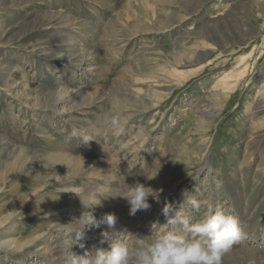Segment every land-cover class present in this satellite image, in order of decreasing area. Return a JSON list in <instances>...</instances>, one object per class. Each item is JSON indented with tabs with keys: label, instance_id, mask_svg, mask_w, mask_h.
<instances>
[{
	"label": "rangeland",
	"instance_id": "1",
	"mask_svg": "<svg viewBox=\"0 0 264 264\" xmlns=\"http://www.w3.org/2000/svg\"><path fill=\"white\" fill-rule=\"evenodd\" d=\"M138 184L162 192L133 217ZM192 200L244 227L223 264H264V0H0V264L155 238ZM89 212L116 227L70 250Z\"/></svg>",
	"mask_w": 264,
	"mask_h": 264
},
{
	"label": "clouds",
	"instance_id": "2",
	"mask_svg": "<svg viewBox=\"0 0 264 264\" xmlns=\"http://www.w3.org/2000/svg\"><path fill=\"white\" fill-rule=\"evenodd\" d=\"M107 122L115 129L117 135L124 132L120 116L112 117ZM72 137H78L76 130H73ZM90 141L85 138L82 143L87 144ZM128 189L121 198L127 201L130 215L133 217L140 211L149 210V198L156 199L162 192L143 184ZM190 203L196 212L202 207L206 209L200 219L193 221L189 214L176 211L172 204H167L162 214L167 220L165 226L170 230L165 234L155 238L153 235H129L133 238V243H126L123 240L110 239L117 235L116 233L112 236L105 233V239L109 242L108 250L89 252L84 257H78L70 251L69 264H223L225 256L231 253L234 246L247 239L239 217L229 214L223 208L213 207L208 202L192 200ZM85 215L88 217L87 222L79 232H75V240L72 239L71 233L69 239L63 242L70 250L76 242L84 239L85 227H116L117 218L114 214L104 216L99 222L92 213ZM6 243L0 242V248Z\"/></svg>",
	"mask_w": 264,
	"mask_h": 264
}]
</instances>
